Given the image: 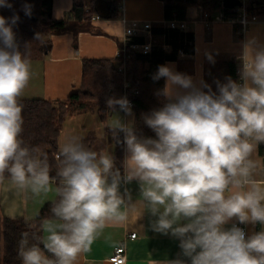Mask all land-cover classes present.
<instances>
[{
	"label": "clouds",
	"instance_id": "obj_1",
	"mask_svg": "<svg viewBox=\"0 0 264 264\" xmlns=\"http://www.w3.org/2000/svg\"><path fill=\"white\" fill-rule=\"evenodd\" d=\"M5 7H12L9 0H0ZM23 10L31 14L30 5ZM18 20L0 16V184L32 197L54 196L51 216L21 234L22 264H77L109 225H126L145 209L155 217L152 230L177 239L187 258L164 264H264V230L246 236L236 223L225 227L234 220L264 225V182L257 179L264 164L254 159L264 144V46L244 45L242 82H217L218 94L159 66L152 78H165L159 94L167 102L144 117L156 138L115 120L110 128L123 133L126 153L121 171L109 151L93 150L68 132L52 175L47 154L23 139L21 97L32 77V54L16 42ZM107 105L132 115L126 97ZM132 181L140 187L135 202L120 190ZM110 264L125 262L117 256Z\"/></svg>",
	"mask_w": 264,
	"mask_h": 264
},
{
	"label": "trees",
	"instance_id": "obj_2",
	"mask_svg": "<svg viewBox=\"0 0 264 264\" xmlns=\"http://www.w3.org/2000/svg\"><path fill=\"white\" fill-rule=\"evenodd\" d=\"M53 0H9L11 8H0V16L10 18L14 14L19 20L13 25L16 42L23 53L26 48L31 51V61L42 60L51 50L49 37L68 34L72 37V47L76 48L77 36L82 32L92 31V17L109 20L118 18L120 0H72L69 17L65 21L56 22L51 16ZM163 3L164 19L167 22L186 21V10L190 7H200L202 12L214 16L219 12L226 17H233L234 9H225L222 0H159ZM31 6V14L26 15L23 5ZM151 51L143 55L131 50L125 61V72H119L122 59L114 60H83L81 85L77 92L70 94L65 101L53 103L44 99H21L24 105L23 139L29 146H36L46 153L55 175L59 153L58 138L62 125L68 117L82 112L119 110L110 109L107 101L110 98L123 97L124 82L128 83L126 94L132 101V128L141 137L156 138L155 133L144 122L145 115L161 108L167 101L159 93L164 88V78L154 81L153 75L158 67L168 61L176 63V72L190 76L194 72L191 59H179L178 55L194 54V35L190 31L177 28L170 29L166 25L153 26L151 29ZM136 44H143L141 37L134 38ZM168 46L165 50L163 46ZM231 77L237 82L236 62H204L203 82L218 94L217 82L225 83ZM208 91L207 88L203 89ZM106 134L113 135L115 146L113 153L115 167L123 171V133L114 134L106 129ZM86 146L98 151L97 137L93 133L83 140ZM259 151L264 158V144L259 145ZM52 202L42 207L31 220L8 219L0 212V264H22L18 255L21 234L25 231H36L43 218L51 216ZM30 225L32 227H30ZM259 227V223H256ZM42 247V245H41Z\"/></svg>",
	"mask_w": 264,
	"mask_h": 264
},
{
	"label": "crops",
	"instance_id": "obj_3",
	"mask_svg": "<svg viewBox=\"0 0 264 264\" xmlns=\"http://www.w3.org/2000/svg\"><path fill=\"white\" fill-rule=\"evenodd\" d=\"M71 8L72 0H53L52 19L56 22L65 21L70 15ZM120 13L121 15L115 19L91 21L92 31L78 34L76 48L72 47V37L68 34L50 36L48 38L51 42L50 52L44 59L34 61L40 65V84L34 99H44L53 103L63 102L80 88L83 60L116 59L124 32L123 20L149 22L152 26L166 25L163 3L159 0H123ZM186 22L187 31L194 35V54L191 56L180 54L178 58L193 60L194 72L190 77L197 85L203 82V64L210 61L209 56L215 62L233 60L239 65L246 43L264 46V14L257 23L249 26L243 35L239 33L237 26L227 22H215L206 26L200 7H190L186 10ZM164 65L176 71L175 62L168 61ZM131 121L133 122V117ZM104 133L106 134L105 131ZM65 135V129L61 127L58 147ZM88 135L89 133L85 138ZM108 137L112 140L113 135ZM122 149L124 160L126 155L124 144ZM254 159L264 164L259 146L254 153ZM257 179L264 182V174H258ZM125 188L133 202L141 199L140 187L136 181L122 184L121 193ZM53 198L52 193L48 196L32 197L29 193L17 192L7 182L0 184V212L8 219L31 220L43 206L51 203ZM137 215L133 214L126 225H109L94 241L91 251L78 258L77 264H110L108 259L120 243L125 246V264H164L177 258L187 259L182 257L177 239L170 234L164 235L152 230L150 224L155 217L146 209L138 218ZM232 223L238 222L234 220L225 227H231ZM240 225L243 226L246 236L264 230V225L261 224L259 227L256 224ZM130 234H135V238L130 239Z\"/></svg>",
	"mask_w": 264,
	"mask_h": 264
},
{
	"label": "built area",
	"instance_id": "obj_4",
	"mask_svg": "<svg viewBox=\"0 0 264 264\" xmlns=\"http://www.w3.org/2000/svg\"><path fill=\"white\" fill-rule=\"evenodd\" d=\"M241 5L238 7L233 8L235 10V14L233 17H226L224 13L219 12L214 16H210L209 14L203 13V21L206 26H209L212 23L215 22H227L234 26H237L239 29V33L241 35L244 34L246 29L257 23L260 16L264 14V0H239ZM123 0H120L119 5V11H121V4ZM98 17H92L91 21L98 20ZM124 24V32L123 37L120 42L119 50L117 52V57L122 59V66L119 68V72H122L124 74L125 72V61L128 58V51L131 50L133 52H137L143 55H147L151 51V42H152V24L149 22H140V21H126L123 20ZM166 26L170 29H179L182 31L187 30V22L186 21H176L172 20L166 23ZM141 37L144 39L143 44H136L133 42L134 38ZM163 48L165 50L168 49V46L164 45ZM116 57V58H117ZM242 68V59L239 65L236 64V76H237V82H242L240 80V70ZM128 88V83L124 82L123 85V97H126L128 101L130 102L131 109L133 107L132 101L126 94V90ZM120 111V110H119ZM121 113L125 114L124 112L120 111ZM57 155H55V158ZM238 227H241L243 230V226L236 223ZM245 231V230H244ZM135 234H130V239L135 238ZM117 248H120L121 251L117 252ZM119 256L120 259L126 261V255H125V246L123 243L118 244L116 248L114 249L112 255L109 257L108 261L109 263L111 260L115 257Z\"/></svg>",
	"mask_w": 264,
	"mask_h": 264
},
{
	"label": "rangeland",
	"instance_id": "obj_5",
	"mask_svg": "<svg viewBox=\"0 0 264 264\" xmlns=\"http://www.w3.org/2000/svg\"><path fill=\"white\" fill-rule=\"evenodd\" d=\"M32 77L29 81L27 88L24 90L21 99H34L37 95L39 84H40V65L37 62H31ZM111 115V117H110ZM132 115H126L121 113L119 110L111 111L108 110L104 113L103 111H96L95 113L82 112L74 115L73 118L69 117L62 125V129H65V134L71 132L73 135H78L85 138L87 133H93L96 135L98 141L96 142L99 150L109 151L113 156L114 144L112 140L105 134L104 131L114 123L115 120H120L122 123L132 126L131 118ZM84 127L83 129H81ZM106 132V131H105Z\"/></svg>",
	"mask_w": 264,
	"mask_h": 264
},
{
	"label": "water",
	"instance_id": "obj_6",
	"mask_svg": "<svg viewBox=\"0 0 264 264\" xmlns=\"http://www.w3.org/2000/svg\"><path fill=\"white\" fill-rule=\"evenodd\" d=\"M241 3L239 0H222V6L225 9H233L240 6Z\"/></svg>",
	"mask_w": 264,
	"mask_h": 264
}]
</instances>
